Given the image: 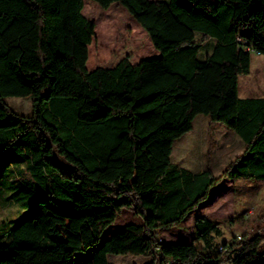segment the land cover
Masks as SVG:
<instances>
[{"label": "trees", "instance_id": "16d2710c", "mask_svg": "<svg viewBox=\"0 0 264 264\" xmlns=\"http://www.w3.org/2000/svg\"><path fill=\"white\" fill-rule=\"evenodd\" d=\"M91 1L0 0V163L18 156L26 174L18 173L39 194L0 230V264H75L88 249L79 264H112L109 254L145 264H264L262 235L215 248L216 223L195 214L224 180L264 181V97L238 95L251 53L264 57V0ZM112 4L148 44L100 51L98 27L123 23L108 16ZM204 38L213 47L199 59ZM25 96L29 114L4 99ZM198 114L243 142L219 175L209 162L198 172L171 162ZM124 209L141 222L101 241ZM191 215L192 241L160 238Z\"/></svg>", "mask_w": 264, "mask_h": 264}, {"label": "rangeland", "instance_id": "374dc122", "mask_svg": "<svg viewBox=\"0 0 264 264\" xmlns=\"http://www.w3.org/2000/svg\"><path fill=\"white\" fill-rule=\"evenodd\" d=\"M87 1L90 5L94 3L91 0ZM112 6L113 9L108 12V16L112 17L113 12L119 14V19L123 23L112 20L98 27L100 51L108 55L134 50L139 44H148L145 34L140 30L137 33L136 27L131 22H126V16L125 19L123 18L121 9L124 8L119 4H112ZM126 13L130 15L127 11ZM129 27L132 28L130 35L132 39H129L127 32ZM137 38L138 41H136ZM198 38L200 34H197ZM212 47V39L204 38L198 53L199 59H204L211 52ZM238 95L242 98L264 97V57L262 55L256 52L251 53L250 71L248 74L239 76L238 79ZM4 99L18 113L29 114L31 111V99L28 96ZM243 147L242 140L232 129L219 122L210 124L207 116L198 114L193 120L192 129L175 140L171 162L191 172L200 171L209 162L214 174L219 175L224 167L242 152ZM21 162L18 156L1 159L0 230L6 226L9 227L24 216V211L29 210L39 196L30 187V183L18 173L19 169L24 175L26 174L24 165H18ZM15 191L17 196L22 197V201L15 200ZM195 214L205 215L216 223L219 234L213 236L215 248L231 238L238 239L259 234L262 235L263 241L258 246V251H264V181H249L243 178L224 180L211 190L208 200L197 208ZM192 217L193 215L188 217L181 228L173 227L161 231L160 238L173 242L192 241ZM131 222L138 224L141 219L134 216L132 210L124 209L116 220L105 228L100 240L103 241L107 235ZM196 243L198 246L201 244L198 240ZM91 251L92 249H88L77 253L75 264L86 262ZM107 259L112 264H145L150 260L147 257L121 254H109Z\"/></svg>", "mask_w": 264, "mask_h": 264}, {"label": "built area", "instance_id": "2783aa9c", "mask_svg": "<svg viewBox=\"0 0 264 264\" xmlns=\"http://www.w3.org/2000/svg\"><path fill=\"white\" fill-rule=\"evenodd\" d=\"M220 249H222V247H220Z\"/></svg>", "mask_w": 264, "mask_h": 264}]
</instances>
